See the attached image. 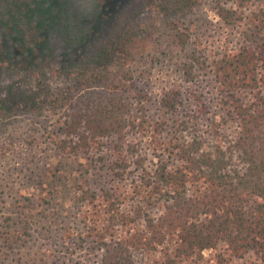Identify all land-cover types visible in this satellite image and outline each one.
Segmentation results:
<instances>
[{"label":"trees","instance_id":"16d2710c","mask_svg":"<svg viewBox=\"0 0 264 264\" xmlns=\"http://www.w3.org/2000/svg\"><path fill=\"white\" fill-rule=\"evenodd\" d=\"M196 1L162 0L161 12ZM232 1L239 9L246 4ZM130 2L94 0L85 10L81 0H0V131L9 119L60 109L64 116L52 117L59 126L49 142L88 156L84 178L73 184L78 202L94 212L73 216L81 230L63 231L68 261L60 263L78 264L70 261L83 248L96 252L97 264H133L135 254L158 250L170 251V264L201 259L204 250L220 251L217 264L248 255L255 261L242 264H264V56L241 47L213 61L237 124L232 138L208 144L194 135L166 157H148L139 138L149 123L142 108L133 110L140 97L131 94V83L108 80L133 52V31L106 39ZM235 14L218 12L227 25ZM175 37L183 46L182 34ZM243 92L250 94L246 101L238 96ZM159 106L173 114L180 94L167 92ZM16 225L9 219L0 225V241L17 240Z\"/></svg>","mask_w":264,"mask_h":264},{"label":"rangeland","instance_id":"374dc122","mask_svg":"<svg viewBox=\"0 0 264 264\" xmlns=\"http://www.w3.org/2000/svg\"><path fill=\"white\" fill-rule=\"evenodd\" d=\"M93 1L81 0L80 6L87 10ZM245 1L239 9L232 0H197L191 6L164 14L162 0H131L118 25L109 32L106 39L111 40L122 31H133L132 55L117 65L108 80L131 83V94L140 97L142 105L133 104V110L142 108L149 123L147 133L139 138L148 157H166L170 147L194 135L208 144L234 136L237 124L227 113L228 99L212 66L223 53L241 47L264 56V0ZM222 8L236 10L231 25L218 16ZM176 31L182 34L183 46L175 37ZM259 79V89L264 94L261 68ZM170 91L180 94L181 106L173 114L159 106L160 99ZM238 96L245 101L250 98L247 92ZM59 110L42 111L39 119L19 116L1 127L0 225L8 219L16 222L17 240L0 241V264H42V255L43 264L68 261L62 239L73 229L81 230L73 216L94 210L78 202L73 184V179L84 178L81 164L87 162L88 156H73L48 140L59 126L52 117L64 116ZM190 111L196 112L195 119L187 120ZM91 219L94 222L95 217ZM65 229L68 232L63 236ZM219 253L204 250L201 259L175 264H217ZM95 254L76 248L70 262L97 264ZM172 259L170 251L158 250L135 254L133 264H170L168 260ZM254 261L255 257L248 255L228 263Z\"/></svg>","mask_w":264,"mask_h":264}]
</instances>
